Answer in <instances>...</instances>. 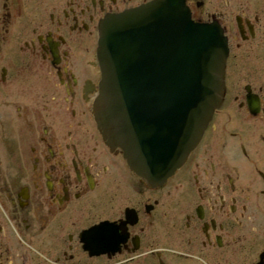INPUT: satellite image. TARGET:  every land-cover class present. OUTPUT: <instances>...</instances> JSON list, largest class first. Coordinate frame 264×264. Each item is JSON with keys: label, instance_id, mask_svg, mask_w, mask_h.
Returning a JSON list of instances; mask_svg holds the SVG:
<instances>
[{"label": "flooded vegetation", "instance_id": "flooded-vegetation-1", "mask_svg": "<svg viewBox=\"0 0 264 264\" xmlns=\"http://www.w3.org/2000/svg\"><path fill=\"white\" fill-rule=\"evenodd\" d=\"M148 1L0 0V264H264V0L210 13L224 101L156 186L92 117L97 24Z\"/></svg>", "mask_w": 264, "mask_h": 264}, {"label": "water", "instance_id": "water-1", "mask_svg": "<svg viewBox=\"0 0 264 264\" xmlns=\"http://www.w3.org/2000/svg\"><path fill=\"white\" fill-rule=\"evenodd\" d=\"M224 48L217 26L193 23L183 0L101 28L99 123L135 172L163 179L181 165L220 103Z\"/></svg>", "mask_w": 264, "mask_h": 264}, {"label": "rangeland", "instance_id": "rangeland-1", "mask_svg": "<svg viewBox=\"0 0 264 264\" xmlns=\"http://www.w3.org/2000/svg\"><path fill=\"white\" fill-rule=\"evenodd\" d=\"M218 0H205V7L203 8L204 11H212V10H225V11H228V14L234 10V6L237 4V2L241 1L243 4H250L249 1L251 0H224L226 2V4L228 6V8L226 9V6H224L223 8L221 7V5L219 3H217ZM223 1V0H222ZM198 12V10H197ZM196 12V13H197ZM227 14V15H228ZM227 104H225L224 106H226Z\"/></svg>", "mask_w": 264, "mask_h": 264}, {"label": "bare ground", "instance_id": "bare-ground-1", "mask_svg": "<svg viewBox=\"0 0 264 264\" xmlns=\"http://www.w3.org/2000/svg\"><path fill=\"white\" fill-rule=\"evenodd\" d=\"M191 15V14H190ZM217 28L219 29V31H220V27L219 26H217ZM221 32V35H222V39H224V29L222 28V31H220Z\"/></svg>", "mask_w": 264, "mask_h": 264}]
</instances>
